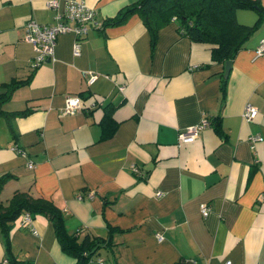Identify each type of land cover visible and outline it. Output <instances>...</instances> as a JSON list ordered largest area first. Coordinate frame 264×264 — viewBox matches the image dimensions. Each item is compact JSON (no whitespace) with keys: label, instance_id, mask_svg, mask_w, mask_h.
<instances>
[{"label":"crops","instance_id":"crops-1","mask_svg":"<svg viewBox=\"0 0 264 264\" xmlns=\"http://www.w3.org/2000/svg\"><path fill=\"white\" fill-rule=\"evenodd\" d=\"M83 1L96 24L78 39V52L73 33H60L55 58L35 64L25 22L53 23L56 10L45 0H0V90L29 77L3 104L27 113L0 117V174H11L0 200L17 190L47 198L79 236L106 237L107 225L116 227L110 245L85 264H264V204L257 200L264 188V56H253L264 22L230 61L221 99L224 63L211 60L209 43L180 35L171 20L151 48L136 13L102 26L136 0ZM235 15L247 24L257 17L251 9ZM71 95L88 108L63 112ZM107 101L116 104L118 124L102 135ZM247 102L258 109L252 119L243 117ZM216 114L221 133L208 124L196 139L178 142L180 129ZM250 134L261 138L251 145ZM18 220L9 227V250L0 231V260L75 263L46 216L34 214L31 228Z\"/></svg>","mask_w":264,"mask_h":264},{"label":"trees","instance_id":"trees-1","mask_svg":"<svg viewBox=\"0 0 264 264\" xmlns=\"http://www.w3.org/2000/svg\"><path fill=\"white\" fill-rule=\"evenodd\" d=\"M238 9L254 10L257 17L251 24L240 22L235 15ZM133 13L138 14L146 27L151 48L155 44L159 28L173 20L180 35L192 41L209 43L211 60L223 63L226 60L231 61L250 34L264 22V5L261 0H136L120 7L112 16L106 17L102 21V26L121 24ZM226 77L224 74L221 77V99L224 98ZM28 80L29 77L23 80L11 79L4 83V88L0 90V117L9 118L12 115L27 113L26 109L7 111L3 104L10 98L16 86ZM78 96L82 98L81 95ZM102 107L103 115L100 120L102 135H109L118 124L113 116L116 104L107 101ZM86 108L88 106H82V109ZM206 118L208 124L213 125L214 129L221 133L219 114L210 119L207 116ZM178 142L181 143L179 140ZM9 177L11 174L8 172L0 174V190ZM24 211L31 217L37 213L47 217L62 250L76 258L74 264H85L99 247L110 245L112 242L110 234L116 229L108 224L110 234L106 237L90 236L87 233L79 236L77 231L67 230L62 211L51 200L17 190L6 203L0 200V231L7 250L10 248L8 236L10 224ZM8 259L12 263L15 262L11 257Z\"/></svg>","mask_w":264,"mask_h":264},{"label":"built area","instance_id":"built-area-1","mask_svg":"<svg viewBox=\"0 0 264 264\" xmlns=\"http://www.w3.org/2000/svg\"><path fill=\"white\" fill-rule=\"evenodd\" d=\"M62 1V2H60ZM47 7L54 8L56 11L54 13L55 21L53 23H39L34 19H28L25 22V39L30 41L35 49V55L33 63L38 64L45 59L54 57V44L57 34L64 32H71L75 36V41L73 45L74 53L78 52V39L83 37L95 24L96 17L95 11L92 7L88 6L83 0H45ZM62 5V9H59ZM253 56H259L264 54V38H260L257 45L254 47ZM95 75H92L89 81H93ZM122 88V85L119 86ZM81 99L78 95H71L67 97L66 104L64 106L63 112H74L81 109ZM257 108L251 103L247 102L244 106L243 117L246 119H252L256 113ZM208 125V120L203 117L199 122L187 125L178 132V140L181 142H189L196 139L200 133V130ZM260 135L250 134L248 139L252 143L257 139H260ZM17 152L23 153V151L18 147H13ZM29 167H33V162L29 160L27 162ZM134 170H136L135 165H131ZM92 192L88 193L91 196ZM258 202L264 204V188L260 191L257 198ZM200 211L204 215L207 213V205L205 203L200 204ZM32 217L27 212L24 211L19 215L18 223L23 227L31 228ZM158 239H161L159 233H155ZM101 260V259H99ZM0 264H10L8 257H3L0 260ZM100 264L102 262L100 261ZM174 264V263H173ZM178 264V263H175ZM224 264H230V261H225Z\"/></svg>","mask_w":264,"mask_h":264},{"label":"water","instance_id":"water-1","mask_svg":"<svg viewBox=\"0 0 264 264\" xmlns=\"http://www.w3.org/2000/svg\"><path fill=\"white\" fill-rule=\"evenodd\" d=\"M229 68H230V60H226L224 62V75H226L228 73Z\"/></svg>","mask_w":264,"mask_h":264}]
</instances>
